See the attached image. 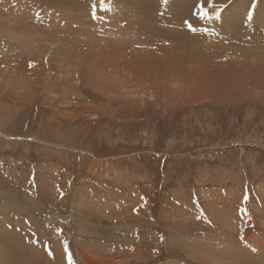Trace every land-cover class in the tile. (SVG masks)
Instances as JSON below:
<instances>
[{
  "label": "rangeland",
  "instance_id": "obj_1",
  "mask_svg": "<svg viewBox=\"0 0 264 264\" xmlns=\"http://www.w3.org/2000/svg\"><path fill=\"white\" fill-rule=\"evenodd\" d=\"M94 2L0 0V264H264V0Z\"/></svg>",
  "mask_w": 264,
  "mask_h": 264
},
{
  "label": "snow or ice",
  "instance_id": "obj_2",
  "mask_svg": "<svg viewBox=\"0 0 264 264\" xmlns=\"http://www.w3.org/2000/svg\"><path fill=\"white\" fill-rule=\"evenodd\" d=\"M168 0H163V3L167 4ZM99 9H104L105 12L111 11L112 9V3L111 0H97V2H94L92 4V18L94 20H99L102 17L99 15ZM255 10V3L252 4V9L248 12V19H252V12ZM223 11V8L220 5H217L214 0H199V2L195 5L193 10V15L197 17V19L200 22H209L212 23L216 20L221 19V13ZM184 24L187 26V28L192 31H200L204 33L209 32H215L214 28H209L207 26H202L200 28H197L191 21L185 20ZM30 66H32L30 64ZM244 200H248V196L245 195ZM241 212L243 214H247V209L243 208L241 209ZM58 231H62L58 229ZM255 251V249H253ZM51 254V253H50ZM68 264H73L72 255L69 252L68 254Z\"/></svg>",
  "mask_w": 264,
  "mask_h": 264
},
{
  "label": "bare ground",
  "instance_id": "obj_3",
  "mask_svg": "<svg viewBox=\"0 0 264 264\" xmlns=\"http://www.w3.org/2000/svg\"><path fill=\"white\" fill-rule=\"evenodd\" d=\"M250 77H251V76H250ZM261 82H262V81H261ZM256 85H257V84H256ZM259 86H261L260 83H259ZM257 88H258V87H257ZM260 89H261V87H260L258 90H260ZM261 90H262V89H261ZM259 92H260V91H259ZM261 94H262V92H261Z\"/></svg>",
  "mask_w": 264,
  "mask_h": 264
}]
</instances>
